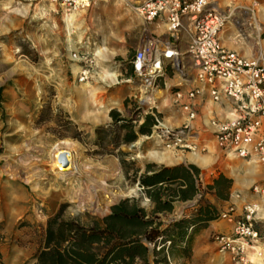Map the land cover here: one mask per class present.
<instances>
[{
    "label": "rangeland",
    "instance_id": "obj_1",
    "mask_svg": "<svg viewBox=\"0 0 264 264\" xmlns=\"http://www.w3.org/2000/svg\"><path fill=\"white\" fill-rule=\"evenodd\" d=\"M134 2L91 0L89 9L65 17L48 4L0 0V238L5 264H32L47 222L57 215L58 224L77 217L83 222L103 218L112 206L130 199L150 210L136 182L139 172L136 176L134 172L155 164L151 153L168 151L151 135L137 134L149 115L148 104L155 100L158 105L159 99L148 103L153 91H145L134 74L130 82L124 78L143 30L131 9ZM104 47L114 53L107 55L105 66L125 91L121 104L109 98L115 88L103 92L76 78L78 65L71 61V53L98 56ZM161 85L158 78L155 87ZM111 112L123 122L114 121ZM123 124L137 134L131 144L122 142L127 133ZM57 147L64 154L71 149L78 154L72 176L56 178L51 172ZM113 190L124 196L99 206ZM193 214L184 210L183 216L173 217L178 221ZM161 221L168 225L174 220ZM200 235L194 236L183 257L176 244L167 264H214L201 255L206 241L215 244L214 235ZM196 244L200 246L194 252ZM217 250L207 256L218 253L217 264H231ZM162 256L158 255V264H163Z\"/></svg>",
    "mask_w": 264,
    "mask_h": 264
},
{
    "label": "built area",
    "instance_id": "obj_2",
    "mask_svg": "<svg viewBox=\"0 0 264 264\" xmlns=\"http://www.w3.org/2000/svg\"><path fill=\"white\" fill-rule=\"evenodd\" d=\"M28 4L46 3L65 17L90 8L91 0H18ZM240 0H229L235 4ZM134 14L148 24L156 23L167 27L175 45L159 38H149L141 44L131 59L134 76L145 91H155V83L162 76L168 64L174 71L184 70L183 57H187L194 71L191 82L199 87L189 90H175L170 105L180 109L188 122L197 117L194 104L204 88L214 103L228 102L234 106V116L216 125L214 134L219 151L225 156L250 160L255 158L264 165V49L251 58H244L228 51L220 43V35L232 22V9L222 11L216 0H146L131 7ZM185 40V50L179 47ZM95 54L72 52L71 61L78 65L76 75L79 84H86L92 78ZM160 100V99H159ZM150 99L148 100L149 103ZM146 114H156L155 100L148 104ZM150 138L156 139L166 151L197 152L191 127L169 129L156 118ZM199 175L196 180V194L184 204V210L196 213L204 205L209 193ZM251 193L260 199L243 206L240 216L229 205L220 212L217 221L232 225L229 235L216 234L214 243L221 255L229 258L231 264H254L249 260L253 252L264 264V250H256L264 237L256 229L264 223V182L253 186ZM235 198L239 199V196ZM180 218V217H179ZM175 221V220H174Z\"/></svg>",
    "mask_w": 264,
    "mask_h": 264
},
{
    "label": "crops",
    "instance_id": "obj_3",
    "mask_svg": "<svg viewBox=\"0 0 264 264\" xmlns=\"http://www.w3.org/2000/svg\"><path fill=\"white\" fill-rule=\"evenodd\" d=\"M144 1L146 0H135L134 3ZM216 1L217 6L222 11L226 10L227 7H231L232 9V22L220 35V43L222 46L228 51L235 52L244 58H251L254 56L258 47L264 49V0H240L235 4H231L229 0ZM39 4L46 3H38L36 5ZM123 14L126 15L124 12ZM137 19L143 26V30L139 33L140 41L137 48L149 38H159L167 42V44L175 45V40L168 32L166 26L156 23L148 24L139 18ZM105 47L98 50L100 51V55L96 56L95 53L96 62L94 73L90 81L84 86L92 88L93 86L91 84L93 83L99 86L98 88L102 89L103 92H108L111 88H115L109 98L116 100L117 105L119 103L121 104L125 99V91L122 88H118L120 85L117 83V78H113L112 72H108V67L105 66V64L109 63L107 55L114 54L109 51L107 53L106 48L108 47ZM179 47L182 51L185 50L184 39L180 42ZM183 64L184 70L182 73L174 71L168 64L164 66L162 76L159 78L162 80V85L160 87L156 86L153 92V94L162 92L164 95L161 98H155L152 94L151 97L153 99H160L159 104L156 105L155 113L159 116V120L163 126L169 129H178L188 124L191 127L194 136L190 141L196 144L198 151H168L167 153H160L162 155L159 154L161 161L157 158L151 159L156 165L164 166L165 168H187L192 165L199 170V175L202 176L205 185L211 184L219 177L229 180L230 186L225 193L226 199L220 200L216 195L210 193L206 198V204L211 205L217 213L226 211L229 205H233L235 208V215L240 216L243 206L246 203H260V199L251 193V189L253 186L264 182V165L257 162L255 158L243 160L232 156H225L219 151L214 137L216 125L219 122H226L233 118V104L225 101L214 103L209 96L208 90L204 88L201 95L197 97L194 102L197 109V117L192 122L187 121L185 114H183L180 109H176L170 105V97L175 90H189L193 87H199L191 82L194 77V71L187 57H183ZM76 67L78 73L79 67ZM128 69L129 73L126 75L125 72L126 76L124 78L127 79V82H130L133 72L131 63ZM115 80L116 82H114ZM162 159L164 161H162ZM144 173L145 168L143 167L138 176ZM148 175H151V173H148ZM198 176L192 174L194 180H196ZM165 188L166 186L164 185L163 190H165ZM185 188L186 184L183 183L182 180H178L174 185H169L168 192L173 199V209L171 212H162L159 215L160 217H165L167 220L171 221L176 219L173 216L181 214L186 202L180 200L179 197H182ZM236 196H239V199L235 198ZM167 198V195H165L161 200L164 201ZM149 205L150 210L153 209V205L150 203ZM172 217L174 219H171ZM256 229L260 236L264 237V223L257 224ZM231 230V224L217 220L210 221L206 229L200 233V236H202V238H209L211 235L216 234L229 235ZM199 246V244L194 245L193 251H197ZM216 247L218 249L216 244H207L206 241V245L203 246L201 250V253H203L201 255L206 258V262L209 261L210 258V261L217 264L218 253L207 256V253ZM256 250H264V243H261ZM248 255L251 262L254 264H261L260 260L252 251L249 252ZM227 259L229 260L228 257Z\"/></svg>",
    "mask_w": 264,
    "mask_h": 264
},
{
    "label": "trees",
    "instance_id": "obj_4",
    "mask_svg": "<svg viewBox=\"0 0 264 264\" xmlns=\"http://www.w3.org/2000/svg\"><path fill=\"white\" fill-rule=\"evenodd\" d=\"M110 115L117 123L123 122L117 113L111 112ZM156 118L159 116H144L137 134L150 136L156 126ZM121 128L127 130L122 142L133 143L137 134L132 126L123 124ZM121 166L124 169L122 162ZM144 168L145 173L138 176L136 182L153 209L146 210L139 206L140 200L130 199L112 206L109 214L103 218H89L83 222L77 217L58 224L57 215L47 222L43 242L33 256L32 264H158V255H163L160 262L167 264L176 244L182 250L183 257L194 236L206 229L210 221H216L219 213L205 203L191 217L164 225L159 215L173 209L169 185L182 180L186 188L179 199L188 202L197 191L198 177L194 180L192 174L198 176L199 170L192 165L187 168H165L152 163L146 164ZM138 172L135 171L134 176ZM229 186V180L219 177L206 186V191L223 200L226 199L225 193ZM165 195L168 198L162 201ZM167 243L169 247H166ZM1 246L0 238V264H5Z\"/></svg>",
    "mask_w": 264,
    "mask_h": 264
},
{
    "label": "bare ground",
    "instance_id": "obj_5",
    "mask_svg": "<svg viewBox=\"0 0 264 264\" xmlns=\"http://www.w3.org/2000/svg\"><path fill=\"white\" fill-rule=\"evenodd\" d=\"M153 95L155 98H161L164 95V93L157 92L156 94H153ZM151 96L152 95H150L149 98H147V100L153 99ZM66 146H67V143H66ZM59 147H57V150L54 151V154L52 156L51 169L50 170L56 178H65V177L71 175L72 172L74 173L75 171H77L78 154L76 153L75 150L71 149L72 151L70 150L66 156V160H67L69 165L67 168H64L60 162V156H61V154H64V152L61 153L62 150H60L61 148L59 149ZM159 154L160 153H158V154L157 153H151V158L152 159L157 158L159 161H161ZM160 155H162V154H160ZM54 157L56 159L57 164L55 163ZM162 161H164V160L162 159ZM26 182L29 183V181H26ZM123 196L124 195L121 191H118V190L110 191V193L108 195H104V197L102 196L103 198H102L101 204L99 203L100 204L99 206H103V208H104L105 206H108L113 201H115L119 198H122Z\"/></svg>",
    "mask_w": 264,
    "mask_h": 264
},
{
    "label": "water",
    "instance_id": "obj_6",
    "mask_svg": "<svg viewBox=\"0 0 264 264\" xmlns=\"http://www.w3.org/2000/svg\"><path fill=\"white\" fill-rule=\"evenodd\" d=\"M66 156H67V154H62L61 156H60V162H61V164H62V166L64 167V168H67L68 167V162H67V160H66Z\"/></svg>",
    "mask_w": 264,
    "mask_h": 264
}]
</instances>
